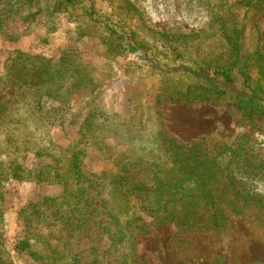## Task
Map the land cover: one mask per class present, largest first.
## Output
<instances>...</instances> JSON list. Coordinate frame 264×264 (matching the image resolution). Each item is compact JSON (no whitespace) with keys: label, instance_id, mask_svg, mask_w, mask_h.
Wrapping results in <instances>:
<instances>
[{"label":"trees","instance_id":"obj_1","mask_svg":"<svg viewBox=\"0 0 264 264\" xmlns=\"http://www.w3.org/2000/svg\"><path fill=\"white\" fill-rule=\"evenodd\" d=\"M80 2L60 0L59 4L70 10ZM239 4L245 13H258L264 0ZM119 8L125 15L140 17L128 0H121ZM218 23L230 58L223 64L179 59L147 39H138V32L119 22L103 23L99 38L116 55L139 54L166 85H172L173 75L180 76L185 85L173 89L177 99L231 106L247 120L263 118L264 53L246 50L243 24L228 30L225 18L219 17ZM189 39L159 35L166 43ZM1 79L3 89L11 86L13 91L0 95V264H12L5 248L2 204L9 180L63 186L59 195L41 196L18 211L22 226V239L15 246L18 252L38 264H137L135 245L138 234L146 231V218L178 229H224L226 209L239 213L252 202L246 182L263 178V163L255 162L248 150L224 146L213 154L204 153L201 144H181L160 128L148 133L137 111L127 119L89 111L74 141L66 147L53 144L45 134L75 95L92 88L74 52L56 61L18 52ZM48 101L57 105L45 108ZM117 124L135 137L154 141L156 150L144 156L126 150L118 142ZM27 153L39 159L38 168L22 167ZM84 156L97 159L101 172L87 173ZM103 239L105 249L99 247Z\"/></svg>","mask_w":264,"mask_h":264},{"label":"rangeland","instance_id":"obj_2","mask_svg":"<svg viewBox=\"0 0 264 264\" xmlns=\"http://www.w3.org/2000/svg\"><path fill=\"white\" fill-rule=\"evenodd\" d=\"M59 1L0 0V78L18 52L53 61L74 52L92 82L91 90L72 98L46 139L66 147L77 138L79 123L89 111L108 113L111 107L122 119L137 111L150 134L160 128L181 144H201V151L209 154L224 146L240 147L255 162L263 163V178L246 182L253 192L252 202L239 213L226 209L224 229H178L172 223L155 225L144 218L146 231L138 234L135 245L137 264H264V117L247 120L231 106L177 99L173 89L182 90L185 85L180 76L173 75L172 85H166L139 54L116 55L99 38L103 23L119 22L138 32V39H147L179 59L223 64L230 58L220 38L218 18L227 20L228 30L243 24L246 50L264 53V7L258 13H245L241 0H128L140 12V17H132L120 10L121 0H80L70 10ZM162 34L190 39L166 43L159 40ZM3 87L1 79L3 97L13 91L11 86ZM171 90L172 94L167 92ZM56 105L48 101L44 107ZM21 165L34 170L39 159L27 153ZM82 165L87 173L103 169L92 156H84ZM62 190L63 186L35 180L4 184V240L12 264H38L15 249L22 239L18 211L41 196H57ZM99 247L105 249L107 241L103 239Z\"/></svg>","mask_w":264,"mask_h":264},{"label":"clouds","instance_id":"obj_3","mask_svg":"<svg viewBox=\"0 0 264 264\" xmlns=\"http://www.w3.org/2000/svg\"><path fill=\"white\" fill-rule=\"evenodd\" d=\"M108 115L110 118H113L112 108L109 107ZM116 132L118 136V142L126 148V150L130 151L134 155L144 156L149 152L155 151L157 145L154 141L142 139L140 137L133 136L127 128L117 124Z\"/></svg>","mask_w":264,"mask_h":264}]
</instances>
